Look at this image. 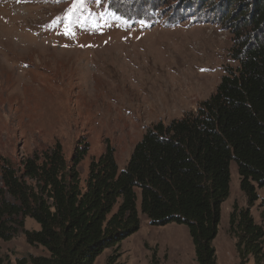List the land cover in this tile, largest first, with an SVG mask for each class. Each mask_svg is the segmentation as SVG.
<instances>
[{"label": "rangeland", "instance_id": "rangeland-1", "mask_svg": "<svg viewBox=\"0 0 264 264\" xmlns=\"http://www.w3.org/2000/svg\"><path fill=\"white\" fill-rule=\"evenodd\" d=\"M237 5L225 0H83V6L80 0H0V156L21 171L26 157L55 142L68 163L80 145L86 148L77 166L84 189L90 161L109 142L121 170L148 127L196 110L226 66H238L230 57L232 37L252 27L229 15ZM136 191L138 230L106 248L94 264H198L186 225L150 224ZM257 193L250 210L264 229V187ZM234 203L246 206L232 161L229 196L213 240L217 264H238L228 224ZM16 227L12 239L0 238V257L31 264L32 256L48 255ZM23 227L40 226L25 217ZM247 264H253L251 257Z\"/></svg>", "mask_w": 264, "mask_h": 264}, {"label": "trees", "instance_id": "trees-1", "mask_svg": "<svg viewBox=\"0 0 264 264\" xmlns=\"http://www.w3.org/2000/svg\"><path fill=\"white\" fill-rule=\"evenodd\" d=\"M225 1L238 4L229 12L238 24L252 27L232 37L230 57L238 66H226L196 110L148 127L121 170L109 142L90 161L84 189L77 166L86 148L80 145L68 163L55 142L26 157L21 171L0 156L1 239H12L19 226L29 244L48 251L32 256L31 264H94L138 230L139 190V210L150 224L186 225L197 263L217 264L213 240L233 161L246 197L245 207L232 205L228 219L238 264L250 257L264 264V229L250 210L264 187V0ZM25 217L39 229H25ZM0 264L11 262L0 257Z\"/></svg>", "mask_w": 264, "mask_h": 264}, {"label": "snow or ice", "instance_id": "snow-or-ice-1", "mask_svg": "<svg viewBox=\"0 0 264 264\" xmlns=\"http://www.w3.org/2000/svg\"><path fill=\"white\" fill-rule=\"evenodd\" d=\"M80 6H83V0H80Z\"/></svg>", "mask_w": 264, "mask_h": 264}]
</instances>
